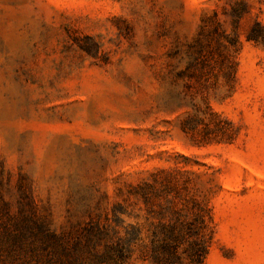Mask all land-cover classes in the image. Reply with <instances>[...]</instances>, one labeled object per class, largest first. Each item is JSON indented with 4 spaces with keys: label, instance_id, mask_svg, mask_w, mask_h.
Segmentation results:
<instances>
[{
    "label": "rangeland",
    "instance_id": "obj_1",
    "mask_svg": "<svg viewBox=\"0 0 264 264\" xmlns=\"http://www.w3.org/2000/svg\"><path fill=\"white\" fill-rule=\"evenodd\" d=\"M0 197L70 252L169 207L264 264V0H0Z\"/></svg>",
    "mask_w": 264,
    "mask_h": 264
},
{
    "label": "trees",
    "instance_id": "obj_2",
    "mask_svg": "<svg viewBox=\"0 0 264 264\" xmlns=\"http://www.w3.org/2000/svg\"><path fill=\"white\" fill-rule=\"evenodd\" d=\"M251 38H254L253 35ZM149 201L152 193L141 189ZM139 218L140 215H134ZM148 228L125 224L117 218L116 225L91 227L86 251L70 252L58 245L59 239L38 224L21 208L18 218L11 220L9 204L0 197V261L4 256L15 259L29 238L32 247L47 251V264H205L212 240L205 215L196 211L182 214L169 207L146 208ZM34 249V248H33Z\"/></svg>",
    "mask_w": 264,
    "mask_h": 264
}]
</instances>
